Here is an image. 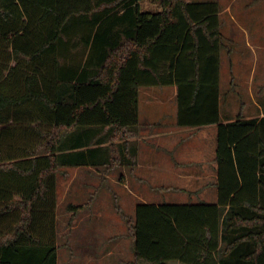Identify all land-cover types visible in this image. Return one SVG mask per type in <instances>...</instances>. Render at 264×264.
<instances>
[{
	"label": "trees",
	"instance_id": "1",
	"mask_svg": "<svg viewBox=\"0 0 264 264\" xmlns=\"http://www.w3.org/2000/svg\"><path fill=\"white\" fill-rule=\"evenodd\" d=\"M150 1L0 0V264H57V172L135 166L153 85L178 125H217V200L138 202L134 264H264V115L221 121L220 4Z\"/></svg>",
	"mask_w": 264,
	"mask_h": 264
},
{
	"label": "rangeland",
	"instance_id": "2",
	"mask_svg": "<svg viewBox=\"0 0 264 264\" xmlns=\"http://www.w3.org/2000/svg\"><path fill=\"white\" fill-rule=\"evenodd\" d=\"M217 1L220 4V31L225 45L220 52L219 74L222 121L235 118L240 110L244 116L259 117L262 112L264 114V0ZM140 9L157 11L160 6L150 0H140ZM173 89L176 91L173 85L143 86L139 89V120L142 125L164 123L166 116L176 124L177 107L176 103L173 104ZM144 155L140 146L139 158ZM57 173V264H84L88 260L85 256L89 250L95 254L103 251L104 245L108 244L112 252L111 256L104 255L105 259L110 257L107 264H128L127 260L132 259V249L126 236L125 216H132L133 209L127 201L123 202L124 206L120 203L124 188L118 183V176L122 168L112 172V179L108 183L107 179L103 182L100 177L88 174L81 168H62ZM138 173L141 172L137 171L135 175ZM155 173L147 175V179L141 182L144 186H141L143 198L151 199L147 188L170 185V189L157 190L161 202H194L185 192L175 189L183 184L181 179L165 174L163 170L157 175ZM82 184L84 188H79ZM99 187L100 191L95 192L89 208L87 206L82 212L74 214L67 208L68 203L87 201ZM80 245L83 246L82 252H79ZM99 247L101 250H98ZM90 264H94V260ZM138 264L150 263L141 261Z\"/></svg>",
	"mask_w": 264,
	"mask_h": 264
},
{
	"label": "crops",
	"instance_id": "3",
	"mask_svg": "<svg viewBox=\"0 0 264 264\" xmlns=\"http://www.w3.org/2000/svg\"><path fill=\"white\" fill-rule=\"evenodd\" d=\"M173 92L174 104L176 103V91H174L173 89ZM262 115H264L263 112L259 117H261ZM220 118L222 121L221 101ZM229 120H231V118H225L223 122ZM216 132L217 125L214 123L199 127L181 126L177 124V121L175 124V122L172 119H169L167 116L164 123L161 122L153 125H142L139 120V133L134 138V140H136L137 142L138 147L135 166H115L109 170H105L102 166L92 165H81L74 167L81 168L82 170H86L88 174L100 177L103 182H106L107 179L106 183H108V181L112 179V172L115 169L122 168V173L120 176H118V183L122 184L124 188L123 194L120 193V203L124 206L123 202H129L132 205L131 207L133 209V214L135 205L138 202L155 204L162 203L161 198H159L156 192L158 189H170V185H157L155 187L147 188V192L150 193L151 199L143 198V189H141V186H143L141 182L142 180L144 181L147 179V175H151L154 172H156L155 175H157L159 174V171L162 170L165 174H171L173 177L182 180L183 184L180 187H175V189L185 192L189 199L194 200V202L213 203L217 200V190L214 184L217 177V163L215 161ZM140 146L145 152V155L143 156L144 158L141 157V159L139 158ZM182 158H184V161L182 160ZM71 167L73 166H63L60 167L59 170H62V168ZM137 171H140L141 173L135 175ZM79 188H84V185H79ZM172 188L174 189V187ZM80 190L81 189H79V191ZM97 191H100V187L99 190L93 191V195L90 196L92 197V203L94 200V194ZM91 202L90 204H92ZM90 204L88 205V208L91 206ZM125 207H128V205ZM126 236L130 240L132 249L133 240L131 236ZM82 245H80L79 247V252H82L83 250ZM87 245L89 244L87 243ZM85 249H87V247ZM98 250H101V248L99 247ZM111 252V246H109V244L104 245L103 251H99L95 254H91L89 250L87 252L88 254L85 256V258L87 257L88 260L84 264H90L91 260H94V264H96L95 261H97V264H107V261L110 257L105 259L104 255L111 256ZM131 254L132 259H129L126 262L128 264H134L133 249L131 251ZM74 257L75 255L73 256V258ZM81 257H83V255ZM175 263L178 264L177 262Z\"/></svg>",
	"mask_w": 264,
	"mask_h": 264
}]
</instances>
